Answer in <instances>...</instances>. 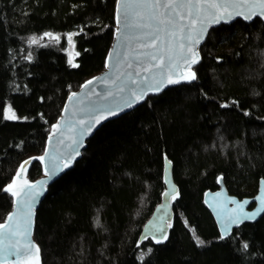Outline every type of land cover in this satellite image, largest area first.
Instances as JSON below:
<instances>
[{"label":"trees","instance_id":"1","mask_svg":"<svg viewBox=\"0 0 264 264\" xmlns=\"http://www.w3.org/2000/svg\"><path fill=\"white\" fill-rule=\"evenodd\" d=\"M117 2L0 0V223L22 162L43 154L68 96L105 69ZM49 32L75 33L76 67L65 37L27 45ZM200 53L193 82L109 120L49 186L35 221L41 264H264V215L221 239L203 197L220 177L230 195L254 197L264 179V22L219 24ZM8 103L19 120L4 117ZM166 159L178 187L174 221L165 241L140 242L166 191ZM42 175L36 160L28 177Z\"/></svg>","mask_w":264,"mask_h":264},{"label":"water","instance_id":"2","mask_svg":"<svg viewBox=\"0 0 264 264\" xmlns=\"http://www.w3.org/2000/svg\"><path fill=\"white\" fill-rule=\"evenodd\" d=\"M117 1L115 10L116 29L114 31L111 48L106 56L105 69L94 77L87 79L78 90L74 91L75 96H73L74 93L68 96L61 112L62 115L53 124L43 154L25 159L21 164V166L23 165V169H21L20 166L17 170V173H20L19 178L16 174L11 181V184H13L14 180L16 181V186L13 189L14 191H19L20 188L23 187V182L25 180L29 184L35 185L32 191H34L36 195L32 202L29 235L27 238L22 235H17L12 239L13 244L19 241L16 246L20 248L21 254L19 256L12 255L11 253L15 251V249L12 248H10L8 252L0 251V264H27L29 260H36L37 254L35 248L31 250L30 254L27 250L29 242L39 248L34 237L36 212L44 201L49 186L56 182V179L65 174L69 168L74 166L75 163L81 159L82 153L87 148V140L92 137L101 126L109 122V120L117 119L119 116L130 113L131 110L145 102L148 96L160 94L164 89L174 87V85L184 82H193L195 79L187 80L184 79V77L190 72H194L195 67L200 62V48L204 44L205 38L211 28L219 24L232 23L237 19H242L248 23L258 18L264 22V13H262L259 8H251L249 6L258 3V0H216L217 3L221 5L227 4L228 7L226 11L221 9L219 13L214 9L209 10L208 13L201 15L202 23L198 22L196 24L193 36H195L196 32L201 28L206 29L200 43H193L192 45L194 52L198 53V62L193 64L191 59L188 60L187 64L184 63L183 60L174 61L176 66L170 68L168 66L169 62L167 58H165V66L163 68H153L151 72H145L144 68L146 66L157 63V61H152L150 56L145 55V53L156 52V49L143 46L148 44L151 40V37L147 36L146 33L151 32L157 25V21L149 19L153 9H136V11L143 15L144 19L139 20V17L135 18L139 23L151 24L152 28L126 27L133 17L129 16L128 19H125L124 10L121 7L124 0ZM147 2L152 3L154 0H147ZM160 2L162 4L164 0H160ZM118 9L119 22L117 20ZM156 11L157 15L165 12L162 7ZM253 12L256 14L251 15L250 19L245 18ZM237 13H239V15ZM212 14L220 15L221 18L219 22H214L212 20ZM182 23L187 25L188 21L185 20ZM169 30H172L170 25L167 26L166 31L159 33L161 40L158 41V44L163 43L165 46L167 45V42L171 39L167 34ZM183 35L185 37L188 35V28L186 26L184 27ZM182 42L186 47L189 45L187 39ZM173 43L178 45L180 41L173 40ZM110 56L111 58L109 59ZM189 64H191L190 68L188 67ZM129 65H131V67H129ZM145 77L148 78L147 81H145ZM153 77H155V79H153ZM169 77L179 82L169 83ZM89 81H92V83L88 84ZM132 81H136V83L134 84ZM156 81H160V84L157 85ZM148 83L155 86L149 89L147 88ZM86 84H88L87 87H85ZM157 87H159V90H156ZM121 89L123 90L121 91ZM144 89H146V94L140 98L141 91ZM133 92L136 93L135 96L132 95ZM128 101L132 102L131 107L127 106ZM113 112L116 114L112 115ZM97 121L99 122L97 123ZM56 125H59V127H54ZM77 152L79 155H76ZM41 157L43 159H41ZM36 160L41 163L43 175L31 181L28 177V168ZM169 162L170 161L166 159L164 170V183L166 187L164 194L168 193V195L165 196L163 194L162 202L157 205L154 209L155 211L142 228L139 239L140 242L147 240V238H151L156 242V240L160 239L162 236L166 235V237H168L169 235L170 225L174 221L173 200L178 193V187H176L174 177L172 176L173 165ZM65 164L68 166L65 167ZM258 183V190L254 197L240 199L236 195H230L224 184L223 177L218 179L219 188L217 190L206 191L204 193V203L215 219L220 234L224 232L226 227L228 228L224 239L229 237L238 227L246 223H255L263 217L264 212H261L254 219L243 220L238 225H228L229 216L239 212L238 205L243 204L245 201H248V203L244 205L243 210L245 213L255 212L261 208L260 201L257 197L264 196V179L260 178ZM25 191L28 192L29 189L25 188ZM22 199H25L23 195L19 197L13 196V208L6 219L0 224H7L15 228L16 222H19L20 231H23L25 213L28 209L18 203V201ZM9 216H13V220L10 221L8 219ZM158 228H163L164 232L157 231ZM166 239H163L162 242ZM41 261L39 248V264H41Z\"/></svg>","mask_w":264,"mask_h":264},{"label":"snow or ice","instance_id":"3","mask_svg":"<svg viewBox=\"0 0 264 264\" xmlns=\"http://www.w3.org/2000/svg\"><path fill=\"white\" fill-rule=\"evenodd\" d=\"M251 8H259L262 13H264V0H258V3H254L249 5ZM121 7L124 10L125 19H128L129 16H132L133 19L126 25V27H137V28H152L151 24H142L139 23L135 18L139 17V20H143L144 17L141 15L140 12L136 11V9H153L149 19L157 21V25L153 28V30L149 33H146L147 36L151 37V40L148 44L143 45L144 47H150L156 49V52L154 53H145V55L150 56L152 61H157L155 64H150L149 66H146L144 68L145 72H151L153 68H163L165 66V58H167L169 64L168 66L170 68H173L176 66L174 61L183 60L184 63L187 64L188 60L191 59V62L194 64L198 62V53H195L193 50V43L199 44L200 40L203 39L204 32L206 31L205 28H201L198 32H196L195 36H193V31L196 28V24L198 22L202 23L201 15L206 14L209 12V10H217V13L221 9L227 10L228 5L224 4L221 5L220 3H217L216 0H164V3L161 4L160 0H154V2L149 3L147 0H124ZM163 8L165 10L164 13H160L157 15V11L160 8ZM195 12V15H194ZM239 15V13H237ZM256 13H251L250 15L246 16V19H250L251 15H255ZM231 15V14H229ZM220 15L218 14H212V20L214 22H219ZM117 20L119 22V9H118V16ZM187 20V25H184L182 22ZM171 26L172 30L168 31V36L171 38L167 45L165 46L163 43L158 44V41L161 40V37L159 33L164 32L167 30V26ZM188 28V35L185 37L183 35L184 27ZM45 36H51V33H45ZM43 37H41L42 39ZM54 39H59V37H53ZM185 39L189 41V45L186 47L185 44L182 42ZM173 40H179L180 43L177 45L173 43ZM30 43L36 44L38 43L36 38H32ZM159 54V55H158ZM111 56L109 57V59ZM74 67L76 65H73ZM131 67V65H129ZM188 67H191V64L188 65ZM145 81H147V77L144 78ZM155 79V77H153ZM184 79L187 80H194L196 79V75L194 72H190L187 76L184 77ZM134 84L136 81H132ZM177 80H172L169 77V83H178ZM92 81H89L88 84H91ZM88 84L85 85V87L88 86ZM156 84L159 85L160 81H156ZM139 86V85H138ZM155 85L148 83L147 88H153ZM123 89H121L122 91ZM156 90H159V87L156 88ZM146 94V89L141 91V97ZM132 95H136L135 92L132 93ZM75 96V93L73 94ZM132 102L128 101L127 106L131 107ZM11 111V109H9ZM116 113L113 112L112 115H115ZM7 119H15V114L13 113L10 116H6ZM107 118V117H105ZM99 121H97L98 123ZM54 127H59V125H56ZM76 155H79L77 152ZM41 159H43L41 157ZM27 163V162H26ZM170 163V162H169ZM68 165L65 164V167ZM21 169H23V165L21 166ZM20 173H17V177L19 178ZM16 186V181H13V184L9 185L4 191L10 192L12 196L19 197L24 196L25 199H22L18 201L19 204L23 205L28 209V211L25 213V220H24V227L23 231H20V224L19 222H16V227L12 228L7 224H0V251L8 252L10 248L15 249L11 254L15 256H19L21 254L20 248H18L16 245L19 243V241L16 242V244L12 243L13 237H16L17 235H22L23 237L27 238L29 235V230L31 226V208H32V202L35 199L36 193L32 191L35 188V185L29 184L26 180L23 182V187L20 188L19 191H14V187ZM25 188L29 189L28 192L25 191ZM178 194V193H177ZM165 196L168 195V193L164 194ZM257 199L260 201L261 208L258 209L255 212L251 213H245L244 212V205L248 203V201H245L243 204L238 205L239 212H237L235 215L229 216L228 218V225L231 226L232 224L238 225L243 220H251L254 219L257 215H259L261 212H264V196L257 197ZM235 211V210H234ZM8 219L11 221L13 220V216H9ZM157 231L164 232L163 228H158ZM228 228L226 227L224 232L221 234V239L224 238L225 234L227 233ZM147 238V237H146ZM166 235L162 236L160 239H157L156 242L160 243L163 239H166ZM199 244H203V241H198ZM248 247L247 244H244V248L246 249ZM35 248V252L37 254L35 261H27V264H39V248L32 245L30 242L27 245L28 253L30 254L31 250ZM150 251V249H149Z\"/></svg>","mask_w":264,"mask_h":264},{"label":"rangeland","instance_id":"4","mask_svg":"<svg viewBox=\"0 0 264 264\" xmlns=\"http://www.w3.org/2000/svg\"><path fill=\"white\" fill-rule=\"evenodd\" d=\"M51 33V32H49ZM75 33L71 32L70 34H65L64 36H62L61 34H54L51 33V36H45L44 34L42 35H38V36H30L28 37L27 40V45L29 47H39V46H50V45H58L61 43V40L63 39V37H65L66 40V46H65V54L66 57L68 59V64L71 68H73V65H78L77 63V57H78V52L77 49L75 47ZM41 37H43L41 39ZM53 37H59V39H54ZM32 38H36L38 43L36 44H32L30 43ZM75 66V67H76ZM9 109H11V111H9ZM15 114V119H7V120H19L18 116L16 115V113L14 112V110L12 109V106L8 103L6 105L5 111H4V117L6 116H10L12 114ZM52 131V130H51Z\"/></svg>","mask_w":264,"mask_h":264}]
</instances>
